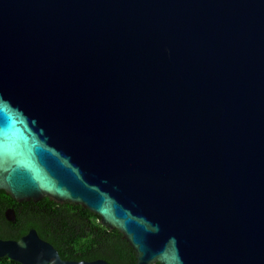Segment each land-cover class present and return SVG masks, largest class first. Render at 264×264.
I'll return each mask as SVG.
<instances>
[{
    "label": "water",
    "instance_id": "obj_1",
    "mask_svg": "<svg viewBox=\"0 0 264 264\" xmlns=\"http://www.w3.org/2000/svg\"><path fill=\"white\" fill-rule=\"evenodd\" d=\"M1 189L82 205L136 264H264V0H0ZM4 256L112 264L35 228Z\"/></svg>",
    "mask_w": 264,
    "mask_h": 264
},
{
    "label": "trees",
    "instance_id": "obj_2",
    "mask_svg": "<svg viewBox=\"0 0 264 264\" xmlns=\"http://www.w3.org/2000/svg\"><path fill=\"white\" fill-rule=\"evenodd\" d=\"M9 206L16 208L15 221L6 218ZM35 228L52 243L64 259H105L112 264H136V255L117 229L100 222V216L70 202L59 203L45 196L41 200L18 202L0 190V238L19 239ZM0 264H21L7 256ZM161 264V263H156Z\"/></svg>",
    "mask_w": 264,
    "mask_h": 264
},
{
    "label": "flooded vegetation",
    "instance_id": "obj_3",
    "mask_svg": "<svg viewBox=\"0 0 264 264\" xmlns=\"http://www.w3.org/2000/svg\"><path fill=\"white\" fill-rule=\"evenodd\" d=\"M8 208H14L15 209V212H16V208L14 206H9ZM7 210V209H6Z\"/></svg>",
    "mask_w": 264,
    "mask_h": 264
}]
</instances>
